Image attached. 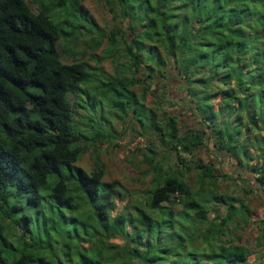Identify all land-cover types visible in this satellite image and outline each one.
<instances>
[{"label": "trees", "instance_id": "16d2710c", "mask_svg": "<svg viewBox=\"0 0 264 264\" xmlns=\"http://www.w3.org/2000/svg\"><path fill=\"white\" fill-rule=\"evenodd\" d=\"M105 2L120 8L109 12L112 26L80 43L86 23L96 26L81 0H0V264H52L40 255L43 239L61 252L55 264H249L228 226L236 210L248 216L246 205L212 194L225 215L214 208L205 226L206 200L184 177L202 169V181L213 170L181 153L194 156L203 136L239 165L253 149L254 184L264 188V0ZM102 39L90 67L82 58ZM148 92L155 108L144 103ZM178 94L200 128L181 130L164 111L157 118ZM115 111L163 147L145 142L150 187L140 196L102 181L96 159L90 173L75 166L87 139L111 140L103 114ZM255 240L264 244V232Z\"/></svg>", "mask_w": 264, "mask_h": 264}, {"label": "rangeland", "instance_id": "374dc122", "mask_svg": "<svg viewBox=\"0 0 264 264\" xmlns=\"http://www.w3.org/2000/svg\"><path fill=\"white\" fill-rule=\"evenodd\" d=\"M81 4L91 15L97 27L86 23V36H84L85 34L82 35L83 33L81 34L80 43L88 39L98 38L99 34L102 32L106 33L112 26L110 20L111 13H116L120 9L118 5L113 7L109 3H106L105 0H81ZM110 9L112 10L110 11ZM32 11H34V8ZM117 37L118 36H116V39L114 37L112 40L114 43L118 42V44H120L121 39ZM123 42L128 43L127 40H123ZM104 45L105 39H102L97 47L93 46L92 49L87 51V54L83 56L82 60L86 61L90 67H93L94 62L89 59L88 55L90 53H95L100 56ZM79 48L80 46H77L78 50ZM60 60L63 63H71L73 57L61 53ZM100 67L107 74H112L114 70L109 60H103L100 63ZM169 76L171 75L169 74ZM176 85L175 83L170 89V96L174 94V90L177 88ZM132 90L136 94H139L136 87H133ZM70 99L71 97H69V100ZM182 100L181 94L177 96L174 95L172 100L174 105H162L161 110L158 111L157 118L163 117L164 111L166 113H172L177 117L178 124L181 125V130L188 127L194 129L200 128L202 123H200L197 118L195 119L192 113H187L186 109H183L184 107L181 108V104H183ZM215 101L216 100H214V102ZM144 103L149 108L156 107L153 97L149 92L145 95ZM96 104L98 105L97 108L99 111L101 104H103L104 108H107L106 105H108V100H96ZM117 114H119L117 111H115L112 117H109L106 113L103 114L104 117L108 118L111 122L113 131L111 140L100 141V139L95 137L87 139L83 145L86 151L75 163V166L90 173L92 171V162L96 159L103 165L104 176L102 181H116L126 192H132L136 194V196H140L143 191L148 190L150 187V175H146L145 177L141 176L143 171L147 168V164L143 160V154L147 153L144 147L145 142L149 138L157 152L161 149L163 150V147L157 146L153 136L150 137V135L144 134L143 131L140 130L138 123L132 119V115H129L127 119L117 117ZM74 120L76 125L81 127L79 119L76 116ZM230 126H232V124ZM233 129L236 128L232 127L231 130ZM84 134L87 137L90 136L89 131H84ZM242 139L243 137L240 138V142ZM202 142L204 144L194 151V156L191 157L183 153H181V155L185 158V162L189 166L193 165V158L195 161L200 162L202 166L211 167L213 170V177H210V179L202 178V181L200 179L202 169H197L195 171L190 170L185 173L184 177V181L193 195H201L197 200H206L203 204L207 212V222L205 226L212 222L215 215L214 208L218 209V214L221 217L225 215L224 205L209 200L212 194L224 196L225 200L229 197L241 200L246 205V209L249 213L248 216L243 217L236 210L231 217L228 226L231 230L233 243L241 245L248 250L249 255L247 257V262L249 264H264V244L256 242L255 240L256 236L264 232V188H260L254 184L255 170L252 169L259 164L257 152L253 149H249L252 160L248 162L240 155L239 165L233 158H228L227 154H224L221 150L216 149V151L213 149V142L216 143L214 138L206 140L205 136H203ZM208 182L210 183L208 184ZM127 197L128 196H124V201ZM124 201L117 202L118 208L123 205ZM243 218L247 221L246 224L242 222L241 219ZM213 222L216 223L217 220ZM43 241L37 244L46 247L41 251L40 255L44 256L46 261L55 264V259L61 258L60 250L53 247L55 243L51 242L52 248H54L51 253L50 248L45 246Z\"/></svg>", "mask_w": 264, "mask_h": 264}]
</instances>
